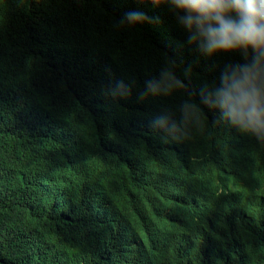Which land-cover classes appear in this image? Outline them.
Listing matches in <instances>:
<instances>
[{"label":"trees","instance_id":"trees-1","mask_svg":"<svg viewBox=\"0 0 264 264\" xmlns=\"http://www.w3.org/2000/svg\"><path fill=\"white\" fill-rule=\"evenodd\" d=\"M162 6L167 7L163 9L169 27L166 38L154 36L146 25L136 28L148 31L157 57L184 85L202 87L201 98L209 90L204 83L213 88L219 71L241 62L235 53L203 54L189 43L187 32L169 7ZM137 8L148 13L158 7L137 0H0V264H135L125 230L136 197L149 198L156 184L145 183L144 173L130 167L123 186L114 178L96 196L80 201L81 183L70 187L68 181L76 171L54 155L52 146L68 151L64 144L53 141L60 126L77 132L76 140L86 131L98 136L93 138L106 145L90 142L87 150L80 141L83 158L78 160V171L96 174L101 183L100 175L112 155L144 148L150 129H144L137 141L133 134L134 123L146 106L138 93L148 64H140L136 74L135 107H120L118 97L107 94L113 84L100 76L93 79L89 94L79 84H73L79 95L56 88L58 50L73 43L92 77L103 60L96 44L102 33L115 26L125 12ZM63 22L76 31L48 41L41 27L58 34ZM92 24L90 33L87 28ZM210 119L200 113L190 127V138L199 129L219 135L206 125ZM127 130L128 136L117 143L122 139L117 135ZM38 162L53 173L40 170ZM122 188L128 190L125 198L113 194V189ZM234 199L231 205L229 201ZM263 213L264 192L219 196L201 223L175 218L174 229L158 234L163 240L160 254L165 264H264V219L256 218ZM119 248L127 250L130 258ZM137 262L164 264L159 258H139Z\"/></svg>","mask_w":264,"mask_h":264},{"label":"clouds","instance_id":"clouds-1","mask_svg":"<svg viewBox=\"0 0 264 264\" xmlns=\"http://www.w3.org/2000/svg\"><path fill=\"white\" fill-rule=\"evenodd\" d=\"M137 2L158 8L148 13L141 8L129 10L111 30L102 33L96 44L103 53V60L98 73L92 77L86 73L82 56L76 54L73 43L56 52V88L79 95L73 86L79 84L89 94L93 90V79L100 76L113 84L107 94L118 97L120 107H135L136 74L140 64H148L150 69L138 93L141 100H146V106L134 123L133 134V140L137 141L144 129H150L148 139L143 141L144 148L130 154L112 155L110 165L100 175L104 183L94 173L78 171V160L83 158L80 141L85 148L90 142L106 145L93 138L98 136L86 131L76 140L77 132L60 126L53 141L64 144L68 151L52 148L62 163L76 171L69 175L68 181L70 187L81 183L80 201L96 196L114 178L123 186L124 174L130 167L144 173L145 183L156 184L149 198L136 197L125 232L129 235L133 251L131 247L128 250L135 264L139 258H159L165 264L159 251L163 240L158 234L174 229L175 218L199 224L219 196L264 192V0ZM161 5L169 7L187 32L189 43L198 46L203 54L235 53L241 62L219 71V81L213 88L204 83L209 90H205L201 98L198 92L202 87L184 85L179 75L175 76L168 70L170 66L162 64L157 57L148 31L136 28L146 25L154 36L166 38L169 27L163 9L167 7ZM87 29L92 33L93 24ZM41 31L48 41L54 42L76 30L63 22L58 34H53L46 26L41 27ZM200 113L211 116L206 125L219 135H207L199 129L190 138V127ZM128 134L127 130L117 135L122 136L117 143ZM128 144L131 149L135 148L130 141ZM38 164L40 170L53 173L44 163ZM113 194L125 198L128 190L113 189ZM229 202L233 205L235 199ZM256 218L262 221L264 213ZM122 252L130 258L127 250Z\"/></svg>","mask_w":264,"mask_h":264}]
</instances>
